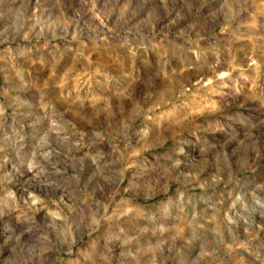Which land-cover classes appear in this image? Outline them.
Listing matches in <instances>:
<instances>
[{"label": "clouds", "instance_id": "1", "mask_svg": "<svg viewBox=\"0 0 264 264\" xmlns=\"http://www.w3.org/2000/svg\"><path fill=\"white\" fill-rule=\"evenodd\" d=\"M0 264H264V0H0Z\"/></svg>", "mask_w": 264, "mask_h": 264}]
</instances>
